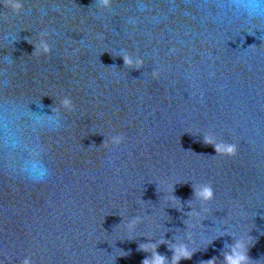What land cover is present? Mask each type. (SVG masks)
Returning <instances> with one entry per match:
<instances>
[{"label":"water","instance_id":"95a60500","mask_svg":"<svg viewBox=\"0 0 264 264\" xmlns=\"http://www.w3.org/2000/svg\"><path fill=\"white\" fill-rule=\"evenodd\" d=\"M241 238L264 264V0H0V264Z\"/></svg>","mask_w":264,"mask_h":264},{"label":"clouds","instance_id":"9594fccd","mask_svg":"<svg viewBox=\"0 0 264 264\" xmlns=\"http://www.w3.org/2000/svg\"><path fill=\"white\" fill-rule=\"evenodd\" d=\"M102 6H106L109 3V0H101ZM15 8L19 9L20 5H14ZM46 35V34H45ZM48 46L44 44V51L47 52ZM124 61V64H128L130 58L121 55ZM140 69V68H135ZM65 104L70 105L71 101L65 100ZM112 142L114 145H119L123 140L122 134H116L112 138ZM204 141L208 144L214 146L215 152L221 146L224 148L225 152L231 154L235 151V146L232 144H216L212 143L208 136L203 137ZM48 172L46 169H41L39 171L36 170L35 167L32 169L25 170V176L27 179L32 180L33 182H40L47 178ZM196 197L202 201L207 202L213 198V191L212 188L208 185H201L199 186L198 190L195 191ZM193 214V213H190ZM157 246L145 244L144 247L141 249L145 253H149L150 255L144 259L143 264H179L181 260L190 259L193 255V251L189 245H186L179 240L175 244H171L170 249L172 250V257L171 260L167 259L164 256H161L156 251ZM248 249L246 247L245 241L241 239H235V243L230 246V250L224 253L223 256V264H249V257H248ZM213 261V260H210ZM23 264H30L29 260L25 258ZM213 264L215 262L213 261Z\"/></svg>","mask_w":264,"mask_h":264}]
</instances>
